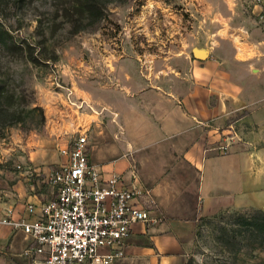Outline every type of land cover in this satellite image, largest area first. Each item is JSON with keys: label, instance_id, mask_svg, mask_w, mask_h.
Here are the masks:
<instances>
[{"label": "rangeland", "instance_id": "obj_1", "mask_svg": "<svg viewBox=\"0 0 264 264\" xmlns=\"http://www.w3.org/2000/svg\"><path fill=\"white\" fill-rule=\"evenodd\" d=\"M76 1L0 0V195L24 173L33 193L52 198L41 172L21 158L45 138L52 154L59 151L47 116L50 130L67 127L69 141L85 134L91 158L111 144L110 121L119 134L125 124L139 132L146 103L134 99L141 91L171 85L193 49L210 50L213 34L233 32L250 17L249 0H94L102 14L92 24ZM132 144L123 159L139 179V143ZM263 215L228 209L199 218L183 264H264V235L255 224Z\"/></svg>", "mask_w": 264, "mask_h": 264}, {"label": "crops", "instance_id": "obj_2", "mask_svg": "<svg viewBox=\"0 0 264 264\" xmlns=\"http://www.w3.org/2000/svg\"><path fill=\"white\" fill-rule=\"evenodd\" d=\"M249 15V23L233 32L221 29L213 34L215 46L207 49V59H184L187 70L176 69L171 85L141 91L134 100L146 103V109L139 107L138 113L137 102L131 103L140 114L139 132H127L133 125L127 130L125 124L119 134L110 121L111 144L92 151L91 163L106 175L122 174L152 197L143 203L156 222L132 226L126 257L116 264H183L199 218L228 209L264 211V25L250 10ZM48 119L46 128L59 151L52 154L45 138L21 156L41 173L66 161L60 151L69 143L67 127L50 130ZM132 143H139L140 150L136 180L122 152L134 148ZM226 143L229 150L223 154L219 148ZM105 153L110 158H102ZM28 181L21 173L13 189L3 191L0 214L4 207L18 211L44 201ZM25 245L22 235L0 226V262L29 264Z\"/></svg>", "mask_w": 264, "mask_h": 264}, {"label": "built area", "instance_id": "obj_3", "mask_svg": "<svg viewBox=\"0 0 264 264\" xmlns=\"http://www.w3.org/2000/svg\"><path fill=\"white\" fill-rule=\"evenodd\" d=\"M248 6L264 25V0H249ZM89 147L87 136L78 134L60 151L66 161L39 175L52 190L51 199L18 211L2 209L0 226L24 237L29 264H116L126 257L132 226L156 222L143 203L152 200L150 192L122 174L106 175L91 163ZM219 150L227 154L229 145Z\"/></svg>", "mask_w": 264, "mask_h": 264}, {"label": "trees", "instance_id": "obj_4", "mask_svg": "<svg viewBox=\"0 0 264 264\" xmlns=\"http://www.w3.org/2000/svg\"><path fill=\"white\" fill-rule=\"evenodd\" d=\"M74 4L75 7H77L79 14H83L86 18H88L87 20H91L92 24H95V22L101 19V8L96 5L94 0H78L74 2ZM2 94L3 93L0 90V96H2ZM33 111H39L42 116V121L45 122L43 109L36 107ZM255 224L257 230L264 235V215L262 218H259Z\"/></svg>", "mask_w": 264, "mask_h": 264}, {"label": "water", "instance_id": "obj_5", "mask_svg": "<svg viewBox=\"0 0 264 264\" xmlns=\"http://www.w3.org/2000/svg\"><path fill=\"white\" fill-rule=\"evenodd\" d=\"M192 55L195 59L204 60L208 58L209 52L207 49H193Z\"/></svg>", "mask_w": 264, "mask_h": 264}]
</instances>
